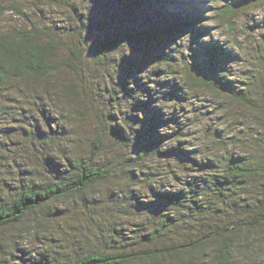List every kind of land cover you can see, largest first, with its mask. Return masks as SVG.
I'll list each match as a JSON object with an SVG mask.
<instances>
[{
    "label": "trees",
    "instance_id": "1",
    "mask_svg": "<svg viewBox=\"0 0 264 264\" xmlns=\"http://www.w3.org/2000/svg\"><path fill=\"white\" fill-rule=\"evenodd\" d=\"M28 2L0 0V264H264V124L189 141L203 92L264 113L239 41L190 0Z\"/></svg>",
    "mask_w": 264,
    "mask_h": 264
},
{
    "label": "rangeland",
    "instance_id": "2",
    "mask_svg": "<svg viewBox=\"0 0 264 264\" xmlns=\"http://www.w3.org/2000/svg\"><path fill=\"white\" fill-rule=\"evenodd\" d=\"M20 1H23L25 4L29 3L28 0ZM230 1L232 0H190V2L192 3L190 9L196 10V12L204 13L207 17H212L210 18V20H207L206 23L208 33L204 37H207V39L210 40V38H212L213 40H215V42L223 44V46L225 45V43L233 42V38H236L237 41H239V49L237 48V46H234L232 44L233 51L237 55H234V57L229 60L228 67H231V73L236 78H238L239 75L245 76V74H249V76H252V80H255L257 84L256 86H253V97L255 99V105L260 108H264V85L261 80V75L264 74V3L260 0H252L249 6H247V4H240V2L235 1V3H237L238 9L240 10L238 12V15L231 21L235 29L230 30V24L222 22L220 19H218L217 16H215V11H217L219 7H223ZM55 3L56 2H53V4ZM183 5H185V3ZM26 7H28V5H26ZM171 8L173 7L171 6ZM16 17L17 16H15V14H12V12H8L5 15L6 20H8V22H6L9 24L15 23ZM57 17V19L61 18L59 16ZM165 43L177 46L175 43V38H168ZM167 50L169 49L167 48ZM249 68L252 69L251 73L249 71ZM252 74H254L256 78ZM240 79L244 80L243 78ZM145 85L152 86V83L148 79L146 80ZM144 93L145 92H143V94ZM163 93L165 94V92H161L158 90L157 93H155L154 91V99L157 101V98H161L163 96ZM203 95H205V101L201 100V102L206 104L205 108H203L205 114H200L197 122L194 125L190 126L189 134H191L192 138L190 139L192 140L189 141H191V147H194L195 145L196 148L201 149L200 145L206 148L207 146L214 144L213 137L211 136L212 134L208 135L206 133V129L209 127H214L218 129V131H230L229 133L231 134L227 136L231 137L238 134L237 137L240 138L239 141H244L245 143L246 136H244V134L247 135V133L243 131L242 126L246 121L240 118L243 116H245L244 118L250 119L252 123L256 122V128H251V130L253 131V135H247V137L254 146L257 145V141H259L258 137H260L259 130L260 127L264 124V113H262L260 109H254L250 106L244 107L242 103H237L227 96H218L208 92H203ZM144 96H148V93H146ZM150 101L153 102L154 100L150 99ZM157 103L162 104L161 101H157ZM175 104L177 105V102L174 103V98H172L168 102V107H173ZM227 110H231V112ZM241 146L244 147V144H242ZM230 148H232L231 150L235 152L241 150V148H238V146L234 145L230 146ZM165 179L166 180L164 181H168L169 178ZM168 182L169 185L175 184L172 179ZM56 226L58 227L59 232H63V228H60L58 224H56ZM27 244L29 245L31 243L25 242L21 246L25 247ZM37 244L41 245L39 239L36 242H32V245L34 246ZM0 251H2L1 247ZM2 255L4 256V252L2 253Z\"/></svg>",
    "mask_w": 264,
    "mask_h": 264
}]
</instances>
